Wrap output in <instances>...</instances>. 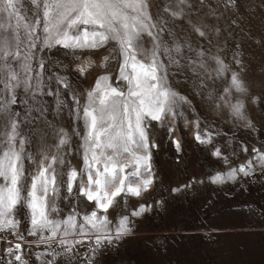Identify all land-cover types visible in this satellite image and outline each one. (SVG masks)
I'll use <instances>...</instances> for the list:
<instances>
[{"label":"snow or ice","instance_id":"1","mask_svg":"<svg viewBox=\"0 0 264 264\" xmlns=\"http://www.w3.org/2000/svg\"><path fill=\"white\" fill-rule=\"evenodd\" d=\"M23 3L24 0H0V231L14 232L20 221L13 214L18 207L26 209L28 234L39 235L36 243L47 245L50 257L44 259L45 253L41 252L36 258L42 264H59L58 257H75L77 247L86 239L94 237V253L105 242L110 244L130 231L128 216L119 217L113 224L108 212L116 207L119 198L139 197L153 184L151 149L157 145L150 135L151 122L164 123L169 115H182L176 110L191 103L171 86L170 68L189 69L195 78H200L201 88L213 78L208 60L216 65V78L229 71L218 55L193 46L178 21H184L191 33L207 39L205 29L212 30L207 20H219L229 9L238 12L239 0H156L155 4L153 0H27L26 8ZM202 9L207 11L199 23H194L192 14L199 15ZM4 13L9 20L7 25L3 23ZM13 18L15 25L10 23ZM215 31L219 32V28ZM110 42L114 44L101 67L116 60L119 68L115 81L121 83L113 86L108 75L98 76L84 103L68 77L50 72L49 58L40 55L59 47L79 59L78 50L102 49ZM93 63L91 59L82 60L75 71L86 75ZM235 63L242 67L241 61ZM55 64L58 66L59 62ZM232 90L247 91L236 72L231 73L220 100L243 119V102L233 104L226 98ZM64 93L70 95V112L83 127V134L77 128L72 130V135L81 139L78 154L83 163L79 169L71 167L64 152L70 144L69 132L56 128L46 118L49 107L42 99L54 97V114L59 115L63 107H68ZM252 100L256 103L258 98ZM38 120L55 137L53 145L44 142L48 132L41 135ZM199 127L197 121L195 140L211 144V133L202 135ZM37 136L41 140L38 163L36 154L28 150ZM174 143L179 150V141ZM251 151V159L226 174L210 176V182L234 180L237 173L248 176L254 162L264 168V151L255 147ZM213 155L220 157V149L216 148ZM25 161L36 164L35 170L29 172ZM62 190L67 193L64 199L75 196L78 204L85 203L91 211L81 213L77 205L61 218L57 199ZM144 211L140 205L131 215L139 216ZM18 239L24 240L23 235ZM14 247L19 250L21 245ZM6 251L11 254L13 249ZM14 259L28 264L20 255Z\"/></svg>","mask_w":264,"mask_h":264},{"label":"rangeland","instance_id":"2","mask_svg":"<svg viewBox=\"0 0 264 264\" xmlns=\"http://www.w3.org/2000/svg\"><path fill=\"white\" fill-rule=\"evenodd\" d=\"M22 7H29L27 0ZM155 10L153 8V12ZM206 11L202 9L199 15L193 13V22L199 23ZM220 11L223 12V8ZM3 17V23L7 25V14L4 13ZM232 20L236 23L233 24ZM10 23L15 25L16 20L13 18ZM178 23L187 31L193 46L207 48L212 55H218L229 66V71L216 78L213 71L216 65L208 60L213 78L206 80V86L201 88L200 78H195L189 69L170 68L171 86L191 103L176 110L182 115H169L164 123L152 121L149 126L150 135L158 143V149L157 146L151 149L153 184L139 197L119 198L108 215L113 224L119 217L128 216L130 231L110 244L105 242L94 253L91 250L94 237L86 239L77 247L75 257H58L59 264H89V261L91 264H264V168L254 162L253 171L248 176L237 173L234 180L226 179L222 183H211L208 179L216 173L226 174L251 159L253 147L264 151V0H239L238 12L229 9L219 20L208 19L212 30L205 29L207 39L191 33L184 21ZM216 28L219 32L215 31ZM113 44L110 42L97 50H78L79 59H75L70 50L59 47L40 55L49 58L50 72L68 77L84 103L87 91L98 76L106 74L110 77L109 83H121L115 81L119 68L116 60L101 67ZM146 46L150 45L146 42ZM85 59L94 63L86 75L81 76L75 66ZM235 60L241 61L242 67ZM55 62H59L58 66ZM232 72L238 73L247 91L238 93L232 90L226 98L233 104L238 100L243 102V119L234 115L231 108L220 100V96L225 95L223 89L229 86ZM253 97L258 98L256 103H253ZM42 99L49 107L46 118L56 128L69 132L71 140L64 152L71 167L78 164L79 169L83 163L78 154L81 139L72 135V130L77 128L83 134V127L70 112L73 107L70 95L64 93L63 99L68 107H63L59 115L54 114V97L44 96ZM197 121L202 135L211 133V144L195 140ZM36 123L41 135L48 132L44 142L53 145L56 140L51 131L42 121ZM174 133L179 139V150L172 137ZM40 144L37 136L28 149L36 154V161L40 159ZM216 148L221 151L220 157L213 155ZM245 148L248 151H244ZM35 166L25 161L29 172L34 171ZM174 188L180 190L173 192ZM65 195L66 191L62 190L57 199L61 218L77 205L81 213L91 211L85 203L78 204L75 196L64 199ZM140 205L145 211L132 216L131 212ZM26 213V209L18 207L13 214L20 221L18 228L14 232L0 231V264L9 261L21 264L14 259L15 255H20L28 264H42L36 258L41 252L45 253L44 259H50L47 245L36 243L39 235L28 234L30 223ZM21 235L24 240L18 239ZM18 243L21 247L16 250L14 246ZM9 248L13 249L11 254L6 251Z\"/></svg>","mask_w":264,"mask_h":264},{"label":"bare ground","instance_id":"3","mask_svg":"<svg viewBox=\"0 0 264 264\" xmlns=\"http://www.w3.org/2000/svg\"><path fill=\"white\" fill-rule=\"evenodd\" d=\"M113 84V86H116V84L115 83H112ZM153 122H155V121H153ZM174 139H175V141L176 140H178L179 141V139H178V137L175 135V133L173 134V136H172ZM154 141H155V143H156V145H157V149H158V143L156 142V140L155 139H153ZM173 141H171V143H172ZM39 161H37V163H38ZM151 164H152V159H151ZM37 166V165H36ZM36 166H35V168H36ZM72 167H75V168H77L78 169V164H75L74 166H72ZM153 168V167H152ZM35 170V169H34ZM85 179H86V177H85ZM29 183H30V180H29ZM151 188V187H150ZM149 188V189H150ZM112 211V209H110L109 210V212H108V215L110 214V212Z\"/></svg>","mask_w":264,"mask_h":264}]
</instances>
